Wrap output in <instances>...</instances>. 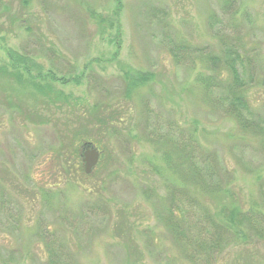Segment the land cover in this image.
<instances>
[{"label": "rangeland", "instance_id": "1", "mask_svg": "<svg viewBox=\"0 0 264 264\" xmlns=\"http://www.w3.org/2000/svg\"><path fill=\"white\" fill-rule=\"evenodd\" d=\"M230 49L245 66L249 129L219 104L223 62L206 61ZM123 71L150 78L126 96ZM188 129L230 190L196 189L194 209L177 151L171 167L148 137L181 144ZM84 143L100 151L90 174ZM171 184L197 235L202 206L264 213V0H0V264H190L161 220ZM251 238L218 241L217 264H264Z\"/></svg>", "mask_w": 264, "mask_h": 264}, {"label": "trees", "instance_id": "2", "mask_svg": "<svg viewBox=\"0 0 264 264\" xmlns=\"http://www.w3.org/2000/svg\"><path fill=\"white\" fill-rule=\"evenodd\" d=\"M224 2L227 4L230 0H224ZM116 31H118V29H116ZM112 37L114 40H117L115 34H113ZM7 51L11 61V67L21 68L29 77H33L28 69L25 57L22 55H15L13 51ZM206 61L215 68H218L220 63L223 62V70L226 73L224 85L227 91L226 96L224 99L220 100L219 104L221 108L225 110V114L236 121L243 129H249L250 105L246 99L245 80L243 77L245 66L240 56L237 54V51L230 49V51L226 52L222 57L210 55ZM123 73L125 83L124 94L126 96H130L135 88L147 82L150 78L149 75L141 74L136 71H123ZM200 76H203L201 80L203 83H209L210 80L214 81L212 77L208 76L206 79V77H204L205 75ZM34 77H42V79L48 77L50 80L59 81L63 84L74 80L72 77L68 79L63 77L57 78L51 73H37ZM148 137L153 145L159 146L160 143L164 142L160 145L161 147L163 146L165 151L163 159L165 162L169 163L171 167L173 163L176 162V158L174 160L173 154L177 151L178 159L181 161L182 167V171H180V178L183 181L182 195L185 197V201L188 203L190 209H194L197 204H200L196 196V189L201 192L204 198L217 197L223 194L230 195L229 187L218 177V173H225V171H223L220 166L216 155L213 154V156L208 158L205 157L207 153L201 154L197 151L194 152L195 147L198 146L200 148V146L195 139L193 130L188 129L187 139L181 144L170 141V146L165 142L166 140L159 141V139L151 135ZM164 146H168L169 149ZM170 147L174 152L170 150ZM175 166L178 167V164H175ZM229 178L227 179L228 182L231 181ZM189 186L191 189H189ZM176 191L177 187L171 184L168 188L167 197L169 208L166 210L161 220L174 239L175 244L181 247L185 260L190 264H215V262L217 264L216 257L219 253L218 241L223 244L224 240H226V242L231 241L230 243L234 244V239L239 238L241 239L239 241L241 242L243 240L244 243L247 242L246 240L252 239L251 237H253L255 240L258 239V241L262 240L264 242V213H255L252 208L245 211L236 206H228L226 204H221L219 206L220 208L213 213L215 216L210 214L206 206L201 205L204 216L203 219H201L202 224L198 228L199 233L197 235V231L194 229L195 226H193L192 222L187 224L184 215H179L177 209L174 208L175 199L177 197ZM191 229L192 234L190 233ZM192 249H194V252H192ZM52 260L53 259L50 258L47 264H56L53 263Z\"/></svg>", "mask_w": 264, "mask_h": 264}, {"label": "water", "instance_id": "3", "mask_svg": "<svg viewBox=\"0 0 264 264\" xmlns=\"http://www.w3.org/2000/svg\"><path fill=\"white\" fill-rule=\"evenodd\" d=\"M81 156L84 173L90 174L98 163L100 151L90 143H84Z\"/></svg>", "mask_w": 264, "mask_h": 264}]
</instances>
